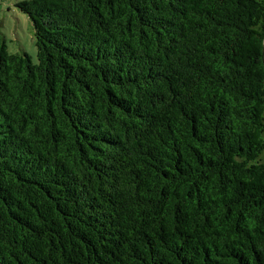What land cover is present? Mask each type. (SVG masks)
<instances>
[{
  "label": "trees",
  "instance_id": "1",
  "mask_svg": "<svg viewBox=\"0 0 264 264\" xmlns=\"http://www.w3.org/2000/svg\"><path fill=\"white\" fill-rule=\"evenodd\" d=\"M18 8L0 264H264V0Z\"/></svg>",
  "mask_w": 264,
  "mask_h": 264
},
{
  "label": "rangeland",
  "instance_id": "2",
  "mask_svg": "<svg viewBox=\"0 0 264 264\" xmlns=\"http://www.w3.org/2000/svg\"><path fill=\"white\" fill-rule=\"evenodd\" d=\"M28 0H0V37L5 39L11 54L27 53L38 62L36 38L32 22L18 4Z\"/></svg>",
  "mask_w": 264,
  "mask_h": 264
}]
</instances>
